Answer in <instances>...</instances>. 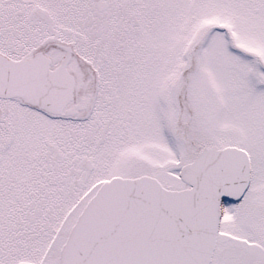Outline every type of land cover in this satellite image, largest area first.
I'll use <instances>...</instances> for the list:
<instances>
[{
	"label": "snow or ice",
	"instance_id": "1",
	"mask_svg": "<svg viewBox=\"0 0 264 264\" xmlns=\"http://www.w3.org/2000/svg\"><path fill=\"white\" fill-rule=\"evenodd\" d=\"M0 264H264V0H0Z\"/></svg>",
	"mask_w": 264,
	"mask_h": 264
}]
</instances>
